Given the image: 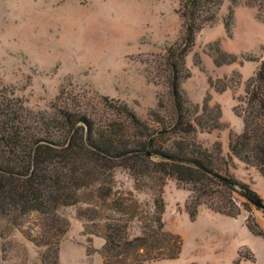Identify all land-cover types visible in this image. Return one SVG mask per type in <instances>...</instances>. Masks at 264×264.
Segmentation results:
<instances>
[{
	"label": "rangeland",
	"instance_id": "rangeland-1",
	"mask_svg": "<svg viewBox=\"0 0 264 264\" xmlns=\"http://www.w3.org/2000/svg\"><path fill=\"white\" fill-rule=\"evenodd\" d=\"M229 3L223 2L216 24L196 34L186 63L191 74L181 82L182 93L192 103L201 105L207 97L220 107L223 127L209 133L198 130L197 141L208 147L220 141L224 155L228 133L242 130V120L233 109H242L239 99L245 82L264 56V0H240L234 6L231 36L222 22ZM177 7L178 0H0L2 85L32 111L48 110L63 92L84 97L93 106L103 96L119 99L147 120L159 99L164 101L163 111L170 108V99L164 89L146 80L140 55L160 51L179 38ZM215 40L223 50L235 53L237 61L216 66L208 53V44ZM224 75L227 83L219 82ZM223 84L227 88L217 90ZM232 165L230 173L264 199L262 175L236 158ZM155 169L136 176L118 164L97 183L79 190L70 204L54 209L68 222L59 242V263L104 264L106 234L113 236L109 247L115 251L121 249L125 231L129 237L144 229L154 231V201L161 197L164 228L181 235V253L176 259L144 264H232L239 250H249L255 257L239 264H264V236L247 229V211L231 218L214 214L201 203L192 220L186 207L195 206L190 184L152 177L159 175ZM234 201L240 206L244 202L236 194ZM250 213L264 232L263 212L252 207ZM34 217L24 215L21 226L35 231ZM43 251L0 216V264H42Z\"/></svg>",
	"mask_w": 264,
	"mask_h": 264
},
{
	"label": "trees",
	"instance_id": "trees-1",
	"mask_svg": "<svg viewBox=\"0 0 264 264\" xmlns=\"http://www.w3.org/2000/svg\"><path fill=\"white\" fill-rule=\"evenodd\" d=\"M224 1L178 0L175 12L181 21L179 38L160 51L140 55L146 80L164 89L170 99V108L164 111V101L159 99L147 120L122 100L103 96L93 106L84 97L78 99L63 92L48 110L32 111L6 90L0 79V216L26 239L44 248L42 264H60L59 242L68 230L67 220L54 209L70 204L79 190L97 183L100 175L105 176L118 164L136 176L150 174L151 167L156 166L159 175L152 177L167 176L190 184L195 206L186 207L191 209L188 216L192 220L201 203L211 212L231 218L244 209L247 229L264 236L250 213L254 207L264 216V199L229 171L236 158L264 178V56L245 82L239 99L242 109H233L242 120V130L228 133L225 155L220 141L209 147L197 141L198 130L209 133L223 127L220 107L212 105L207 97L201 105L192 103L181 91L182 80L191 74L186 63L196 34L216 24ZM229 2L222 18L227 36L232 35L234 6L240 0ZM208 48L216 66L238 59L235 53L223 50L219 41L209 43ZM197 56L194 59L200 63ZM227 78L224 75L218 80L227 83ZM208 82L214 86L211 78ZM217 88L225 90L227 84ZM235 194L244 200L241 206L234 201ZM154 205V231L144 229L134 237L125 231L122 247L115 251L109 247L113 236L106 234L101 251L104 264H144L179 257L183 239L164 228L162 198L155 199ZM24 215L36 216L35 231L21 226ZM246 251L239 250L232 264L254 261L253 254Z\"/></svg>",
	"mask_w": 264,
	"mask_h": 264
},
{
	"label": "crops",
	"instance_id": "crops-1",
	"mask_svg": "<svg viewBox=\"0 0 264 264\" xmlns=\"http://www.w3.org/2000/svg\"><path fill=\"white\" fill-rule=\"evenodd\" d=\"M260 195V194H259ZM261 196V195H260ZM262 197V196H261ZM213 213V212H212ZM215 214V213H214ZM263 217V216H262Z\"/></svg>",
	"mask_w": 264,
	"mask_h": 264
}]
</instances>
